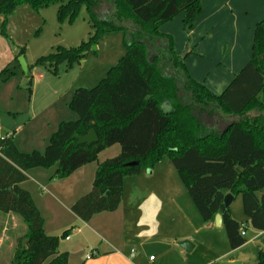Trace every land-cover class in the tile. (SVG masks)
Here are the masks:
<instances>
[{"label": "trees", "instance_id": "16d2710c", "mask_svg": "<svg viewBox=\"0 0 264 264\" xmlns=\"http://www.w3.org/2000/svg\"><path fill=\"white\" fill-rule=\"evenodd\" d=\"M102 1L0 0V33L8 40V18L21 6L38 10L59 3V17L70 22L86 7L94 30L89 40L78 47H58L33 65L54 75L60 65L70 69L81 64L108 32L121 31L126 50L95 87L74 90L68 106L78 118L61 122L43 152H22L12 133L0 136V212L18 215L27 226L12 264H69L68 252L59 251L60 237L45 232L44 216L30 191L21 186L28 180L27 171L56 166L51 178L64 179L116 144L119 153L97 162L91 189L70 207L80 220L89 222L96 214L116 211L124 178L167 158L203 219L208 222L220 213L231 249L239 248L247 242L242 229L249 225L264 231V20L255 28L250 61L216 95L190 76L185 64L189 53L177 54L172 37L160 32L162 24L179 14L190 32L202 0H110L108 15L99 11ZM24 54L25 47H19L14 60ZM164 102L170 110L162 107ZM209 108L210 115L225 121L221 129L201 121L199 112ZM92 129L98 141L79 144L76 137ZM228 192L241 196L246 222L234 219L224 207ZM252 264H264V251Z\"/></svg>", "mask_w": 264, "mask_h": 264}, {"label": "crops", "instance_id": "0c3cea01", "mask_svg": "<svg viewBox=\"0 0 264 264\" xmlns=\"http://www.w3.org/2000/svg\"><path fill=\"white\" fill-rule=\"evenodd\" d=\"M178 19L180 23L181 21L183 23V14ZM262 20H264V0H202L201 13L189 32L190 39L186 42V48L190 51V55L185 59V64L190 76L212 93L221 94L250 61L255 28ZM170 24L171 22L161 26L160 32L169 34ZM199 54L205 56L210 54L211 61L207 62L200 59L201 55ZM13 55L11 61H14L15 53ZM36 67L39 66H32L31 71L36 72V75L39 73L38 77H40L42 73L38 72ZM215 67L218 73L212 76L210 72ZM52 79L46 78L48 83L45 84L48 85ZM63 92L60 93L59 90L54 89L52 93H45V101L41 108L50 114L47 113L41 117L33 106V96L30 97L28 110L21 103V101H26V98L20 99L19 107L16 108L12 104H5L0 97V136L12 133L18 149L22 152L33 150L43 152L51 135L63 122L61 118L64 116L65 109L69 107L70 101L58 103L62 100ZM166 110H170V104ZM18 114L20 115L19 118L16 116ZM93 163L77 169L65 179L51 178L56 166H53L54 168H33L27 171L28 180L23 182L21 186L30 191L37 207L44 216L46 233V227L49 223L61 226L64 220L56 214L58 210L57 206L52 203L53 201L44 196V188L57 192L62 198L70 197L71 191L64 185L65 182L63 181L73 177L83 178L88 173L93 183L97 162L96 164ZM144 171L124 178L123 198L116 211L96 214L89 222L80 220L71 212L76 218H70V222H65L64 227L61 226V230L72 229L68 233L69 239L65 237V247L59 243V251L69 254V264H220L227 261L252 264L257 261L259 252L264 251V231H249L246 228L245 237L247 238L250 234L249 240L233 250L224 230L221 214L217 213L221 217L220 225L215 220L217 214L208 222L203 219L196 205L188 196L189 194H186L184 185L169 159L164 158L154 168H146ZM156 176H159L158 180L155 179ZM165 176L170 181H164ZM141 179L148 180L147 183H150L144 189H141L138 184ZM30 182L35 184L38 192L31 187ZM126 184L131 185L130 201L135 199L131 204L132 211L146 215L148 222L150 221L149 218H153L157 229L161 227L162 221H159V217L162 215L160 219L166 221L164 225H167L163 228V236L159 239L140 242L125 243L119 241L116 243L109 241L106 246L94 247L93 250L96 251V255L87 258L89 252L87 253L83 249L85 243L84 241L81 243L80 238L85 236L86 231V239H88L90 232L100 236L101 233L106 234L105 231H111L116 227L117 220L123 217L125 212L123 199ZM81 195H75L69 199V208ZM53 198H55L54 195ZM237 198L238 196H234L229 209L234 219L244 223L247 220L244 213L238 216H234L232 213V205ZM148 202H150V207L146 206ZM60 220L62 221L60 222ZM80 225L84 228H78ZM26 232L27 226L18 215L12 212H0V264H12L18 242L22 241ZM216 233L219 235L218 238L214 236ZM223 233L226 235L227 243ZM55 234L50 233L48 235ZM72 237L77 241L70 243ZM189 240L193 243L190 241V249L187 251L181 246V242ZM210 245L215 247L211 253ZM135 246L137 251H135ZM204 246H208V252L206 247L199 250V247ZM151 251L156 253L153 261L150 260V257L154 256L150 253ZM198 251H202V253H196Z\"/></svg>", "mask_w": 264, "mask_h": 264}, {"label": "rangeland", "instance_id": "374dc122", "mask_svg": "<svg viewBox=\"0 0 264 264\" xmlns=\"http://www.w3.org/2000/svg\"><path fill=\"white\" fill-rule=\"evenodd\" d=\"M108 1L110 0L102 1L99 6V11L107 15L110 10V4ZM59 7V3H52L49 6L40 8L38 10L32 9L26 5L21 6L17 8L15 12L8 18L7 30L9 32L10 39H5L0 33V97L5 104H12V106H15L16 108L19 107L18 104L20 103V99L26 98V101H21V103L25 106L26 110H28L30 97L33 96V106L40 117L47 113L50 114V112H45L41 108V105L45 101V93H52L54 89L59 90L60 93L64 91L62 94V100L58 103L62 104L65 101H70L76 88L95 87L101 80L107 77L108 71L114 67L126 53L123 33L121 31L108 32L99 38L97 43L92 46L87 58L81 62V64H75L70 69L66 68L64 65H60L58 75H54L52 71L46 67L44 68L39 66L36 67V70L42 74L40 75L41 78L38 77L39 73L36 75V72L31 71V67L38 58L53 53L58 47H78L82 42L89 40L90 36L94 34L88 12L84 5L80 8L73 22H70L68 19H61L59 17ZM180 15L181 14L162 24L161 26L171 22L169 25L170 28H168V33L173 39L175 52L183 56L185 53L190 52L186 48V42H188L190 36L189 31L185 29L182 21L181 23L178 21ZM3 18L4 16L0 15V24ZM19 47H25L24 59L27 66L30 68V70H27V72L23 70L19 60L11 61V58H13L12 55L16 53ZM94 47L96 48L94 49ZM189 55L190 53L188 56ZM199 55H201L200 59L207 62L211 61L210 54H207V56L202 54ZM195 65L196 63L194 66ZM5 68H7V71H4ZM217 73L216 67L210 72L212 76L216 75ZM48 77L53 79L47 85L45 83L48 82L45 79ZM162 107L167 109V102H164ZM19 114L16 115L18 118L20 117ZM199 114L201 121L207 125L208 128L221 129L225 124V121H221L220 118L217 117L218 115L215 113L210 115V108L201 110ZM63 115V118H61L63 121H73L78 118V115L69 107L65 109ZM119 151L120 146L118 144L113 145L112 147L102 151L98 155V161L96 162H101L107 158L114 157L119 153ZM165 159L167 160V158ZM96 162L93 164H96ZM142 170L145 172L144 170H146V168H143ZM176 172L180 178L177 170ZM158 178L159 176L155 177L156 180H158ZM91 179L92 178H90V175L86 173L83 178L73 177L72 179L63 181L65 182L64 185H66L71 191L70 197L66 198H62L57 192H53V190L49 188H44V196L52 200V203L57 206L58 212H56V214L64 220V223L70 222V218H76L74 217L75 215L71 213L72 211L69 208V199L75 195L87 193L92 187ZM163 180L170 181V179L166 176ZM147 181L142 179L139 180L138 184L141 186V189H144L146 185L150 184L147 183ZM30 185L36 190V192H38V188L34 183L30 182ZM66 186L65 188H67ZM130 188L131 185L126 184L123 199V207L125 212L122 215L123 217H120L119 220H117L116 227L111 231H105L106 234L101 233L100 236L90 232L91 234L89 233L88 239H86V231L85 236L80 238L81 243H83V241L85 243L83 248L85 252H90L94 247H101V245L106 246L107 242L109 241H115L116 243L119 241H123L125 243L133 241L140 242L142 240H153L156 238L159 239L161 236H163V228L167 225H164L166 221L164 222L160 219V217L162 218V215L159 217V221H162L161 227L157 229L153 218H149L150 221L148 222L146 215L137 213V211H132L131 204L135 199L130 201ZM184 188L186 190V194H189L185 185ZM53 195L55 198H53ZM188 196H190V194ZM146 206L150 207V202H148ZM232 213L234 216L242 215L244 213L241 196H238L237 200L233 203ZM163 219H165V217H163ZM61 221L62 220H60V222ZM64 223L62 224L63 227L65 225ZM61 226L59 224L49 223L46 228L48 234L56 233L55 236L57 235L60 237V243L63 245L62 247H65V237H62L65 230H61ZM78 228L82 229L84 227L80 225ZM247 230L250 231L254 229L248 225ZM223 234L225 242L227 243L228 241L226 239V235L225 233ZM214 236L216 238L219 237L218 233H216ZM248 237L247 240H249ZM74 241L77 240L72 237V241L70 243H73ZM70 243L68 242V244ZM205 247L206 251L208 252V246L199 247V250L200 248L203 250ZM134 248L135 251H137V247L135 246ZM214 248L210 245V253L211 251L215 250ZM150 253L154 255V258L156 257L155 252L151 251ZM196 253H202V251H198Z\"/></svg>", "mask_w": 264, "mask_h": 264}, {"label": "water", "instance_id": "95a60500", "mask_svg": "<svg viewBox=\"0 0 264 264\" xmlns=\"http://www.w3.org/2000/svg\"><path fill=\"white\" fill-rule=\"evenodd\" d=\"M96 47H94L95 49ZM156 56V54H153V56L150 58V61H153V58ZM21 66L23 67V70L25 72H27L28 67L26 64V61L24 59V56H20L18 58ZM228 129V128H226ZM76 139L78 140L79 144H88L91 145L95 142L98 141V136L96 134V131L94 129H92L87 135L85 136H77ZM137 162H132L130 164H136ZM234 195L231 192L226 193L225 197H224V207L226 209L230 208V205L233 201ZM215 220L217 222V224H221V217L219 214L216 215ZM181 246H183L187 251H189L190 249V241H183L181 242ZM220 264H241L240 261H227V262H221Z\"/></svg>", "mask_w": 264, "mask_h": 264}, {"label": "built area", "instance_id": "2783aa9c", "mask_svg": "<svg viewBox=\"0 0 264 264\" xmlns=\"http://www.w3.org/2000/svg\"><path fill=\"white\" fill-rule=\"evenodd\" d=\"M241 234H242L243 236H245V230H244V229H242ZM66 239H69V236H66ZM95 255H96V251L91 250V251L89 252V254L87 255V258H91V257H93V256H95ZM150 260L153 261V260H154V256H151V257H150Z\"/></svg>", "mask_w": 264, "mask_h": 264}]
</instances>
